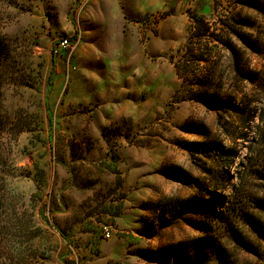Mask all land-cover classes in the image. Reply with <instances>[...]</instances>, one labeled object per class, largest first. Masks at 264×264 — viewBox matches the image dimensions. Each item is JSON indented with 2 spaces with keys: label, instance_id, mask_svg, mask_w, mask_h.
Returning a JSON list of instances; mask_svg holds the SVG:
<instances>
[{
  "label": "rangeland",
  "instance_id": "obj_1",
  "mask_svg": "<svg viewBox=\"0 0 264 264\" xmlns=\"http://www.w3.org/2000/svg\"><path fill=\"white\" fill-rule=\"evenodd\" d=\"M239 1L0 0V264H264Z\"/></svg>",
  "mask_w": 264,
  "mask_h": 264
},
{
  "label": "trees",
  "instance_id": "obj_2",
  "mask_svg": "<svg viewBox=\"0 0 264 264\" xmlns=\"http://www.w3.org/2000/svg\"><path fill=\"white\" fill-rule=\"evenodd\" d=\"M239 2H240V4H242L244 6H249L250 8H255V7L258 8V6L263 3V0H241ZM253 4L255 6H252ZM197 26H198L196 28L197 32H201V33H203V35H205L206 28H202L200 24ZM257 129L259 130L258 136L260 135V138L263 142V147H264V118H263V120H261V124L259 126H257Z\"/></svg>",
  "mask_w": 264,
  "mask_h": 264
},
{
  "label": "built area",
  "instance_id": "obj_3",
  "mask_svg": "<svg viewBox=\"0 0 264 264\" xmlns=\"http://www.w3.org/2000/svg\"><path fill=\"white\" fill-rule=\"evenodd\" d=\"M70 47V43L68 42V40L66 39V38H62V39H60L58 42H57V44L55 45V48H56V50H58V51H60V50H63V49H67V48H69ZM56 52V51H55ZM104 237L105 238H107L108 237V235H109V233H108V231H106L105 229H104Z\"/></svg>",
  "mask_w": 264,
  "mask_h": 264
}]
</instances>
